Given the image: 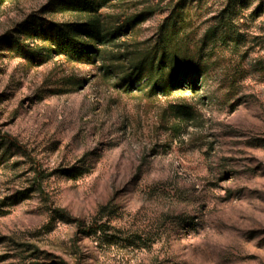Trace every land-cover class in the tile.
<instances>
[{
    "label": "rangeland",
    "instance_id": "374dc122",
    "mask_svg": "<svg viewBox=\"0 0 264 264\" xmlns=\"http://www.w3.org/2000/svg\"><path fill=\"white\" fill-rule=\"evenodd\" d=\"M59 1H0V264H264V0L236 51L201 44L224 0L110 1L106 28L151 13L83 63L56 47L83 18ZM180 5L171 45L204 82L123 90Z\"/></svg>",
    "mask_w": 264,
    "mask_h": 264
},
{
    "label": "trees",
    "instance_id": "16d2710c",
    "mask_svg": "<svg viewBox=\"0 0 264 264\" xmlns=\"http://www.w3.org/2000/svg\"><path fill=\"white\" fill-rule=\"evenodd\" d=\"M110 1L113 0H60L51 6L55 12L71 11L83 16L79 22L55 26L56 47L68 60L78 63L96 61L101 52L100 47L116 38L121 28L131 30L144 22L151 13L149 9H145L124 18L120 28H106L101 22L98 10ZM253 1L224 0L220 10L208 20L210 25L202 36L201 44L205 46L211 43L212 47L226 45L234 51L244 45L247 25L245 18L256 17L261 12V4H258L249 16L245 15ZM181 5L174 7L164 19L156 41L144 51L141 58L135 59L134 54H129V68L126 71L114 68L121 75L119 87L123 90L128 92L135 86L152 83L153 92H168L185 85L194 89L196 85L204 82L206 64L200 58L179 56L171 45L185 26ZM107 71L112 72L109 68ZM56 213L62 219H69L63 210H56ZM89 232L88 229L85 230L86 234Z\"/></svg>",
    "mask_w": 264,
    "mask_h": 264
}]
</instances>
